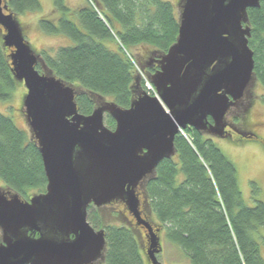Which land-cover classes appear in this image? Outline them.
I'll return each mask as SVG.
<instances>
[{"label": "water", "instance_id": "water-1", "mask_svg": "<svg viewBox=\"0 0 264 264\" xmlns=\"http://www.w3.org/2000/svg\"><path fill=\"white\" fill-rule=\"evenodd\" d=\"M262 1L181 0L176 43L150 76L156 96L142 91L128 109L93 96L96 107L85 116L76 102L82 89L49 70L7 0H0V34L12 51L14 79L27 90L22 110L47 178L45 193L28 201L0 188V264L104 261L106 233L88 222L91 206L121 202L140 222L138 189L176 156L180 133L191 128L228 138L229 112L257 81L248 11ZM105 116L115 122L114 130ZM145 226L148 261L160 264V238Z\"/></svg>", "mask_w": 264, "mask_h": 264}, {"label": "trees", "instance_id": "trees-1", "mask_svg": "<svg viewBox=\"0 0 264 264\" xmlns=\"http://www.w3.org/2000/svg\"><path fill=\"white\" fill-rule=\"evenodd\" d=\"M7 4L16 16L43 10L40 0H7ZM52 5V13L39 22L40 30L65 36L73 45L60 47L53 55L43 52L42 57L58 79L82 89L76 102L85 116L96 107L93 96L128 109L144 88L138 69L149 74L151 61L165 55L178 38L177 9L168 1L84 0L76 9L66 0H52ZM248 15L254 73L264 88V0ZM11 54L0 34V100L4 102L12 100L18 85ZM107 124L115 129L109 116ZM175 148L176 156L158 166L146 187L152 213L168 243L180 250L189 264H264V203L247 204L234 163L213 138L191 128L176 137ZM0 183L24 201L33 193H45L47 187L36 141L3 114ZM89 212L93 227L102 229L98 211L91 206ZM103 229L105 264L149 263L131 229Z\"/></svg>", "mask_w": 264, "mask_h": 264}, {"label": "rangeland", "instance_id": "rangeland-1", "mask_svg": "<svg viewBox=\"0 0 264 264\" xmlns=\"http://www.w3.org/2000/svg\"><path fill=\"white\" fill-rule=\"evenodd\" d=\"M71 8H78L84 3V0H66ZM86 1V0H85ZM173 4L177 9L179 18V6L181 0H163ZM42 11L37 13H30L23 16H16L21 24L27 41L31 44L33 50L42 55L43 52L55 54L60 47H70L73 45L71 39L65 36H51L42 32L39 28V22L42 18L49 16L53 11L52 0H40ZM106 45L110 48H115V45L107 42ZM139 70V77L144 81L143 91H147L150 96H156L155 89L151 86V74ZM154 89L155 92L149 90ZM151 91V92H150ZM27 90L23 84L18 83L17 88L10 101L4 102L0 100V114L6 115L14 121L19 129L26 130L30 133L29 127L26 123L25 115L22 110V103ZM247 99L252 103L248 113H236L234 118L228 121L229 124L237 129L238 135L236 139H216L215 143L219 149L226 155V157L234 163L238 171L239 185L243 198L249 206H255L256 201L264 203V88L256 81L253 89L248 94ZM106 102L114 103L111 99H106ZM249 103V104H250ZM105 125L107 124V116H105ZM242 135L248 137L249 140L243 138ZM146 183V182H145ZM0 188L8 190L2 183ZM40 194V193H33ZM95 209V208H94ZM104 209V210H103ZM98 213L100 215L102 229L106 226H128L124 219L120 217L119 212L115 207L103 208ZM91 213L88 211V222L93 227L90 221ZM92 216V215H91ZM149 219L153 227L159 228V222L156 217L149 214ZM94 228V227H93ZM96 228V229H95ZM94 229L102 230L100 227ZM129 228V227H128ZM130 229H132L130 227ZM135 234V232H134ZM135 236L139 239L142 246V239L138 234ZM162 252L158 255L160 264H189L188 259L176 247L168 243L166 240L165 232L162 230L159 234ZM262 254L264 255V246H262ZM146 258V255H145ZM148 262V258H147ZM98 264H105L104 261ZM150 264V262L148 263Z\"/></svg>", "mask_w": 264, "mask_h": 264}, {"label": "flooded vegetation", "instance_id": "flooded-vegetation-1", "mask_svg": "<svg viewBox=\"0 0 264 264\" xmlns=\"http://www.w3.org/2000/svg\"><path fill=\"white\" fill-rule=\"evenodd\" d=\"M157 61L158 60L154 59L147 66V68L149 69V73L151 75L160 69L159 66L157 65ZM249 103L250 102H249V99H247V96L245 98H243L240 102H238V104L229 112V114L227 116V121H230V119L234 118L235 112L236 113L239 112V114L244 113V112L248 113L249 108L252 107V103H250V104ZM230 125H231V127H229L227 129V133H228L227 136L230 139H236V136L241 135V134H238L237 129L232 125V123ZM148 182H149V180H147L146 183H143L142 186L138 189V194H139V199H140L139 213H140L141 224L129 212L126 204L118 202V203H113L110 205L112 207H115L116 210L118 209L117 211L119 212L120 217L124 219V222L126 224H128L127 227H129V229L131 227L132 228L131 230L133 232H135V234H138L141 237L142 246H143L142 250L146 256H147V253L150 249L151 243H150V238H149L150 233H149V231L145 225L148 224V225L152 226L154 233H156L159 236V233L156 232L157 228L153 227V225L151 224V220L149 219V214H152V210H151V206L149 203V198H148L147 193H146V187H147ZM110 206H107L104 208H108ZM101 209H103V208H101ZM101 209H96V210L99 212Z\"/></svg>", "mask_w": 264, "mask_h": 264}, {"label": "built area", "instance_id": "built-area-1", "mask_svg": "<svg viewBox=\"0 0 264 264\" xmlns=\"http://www.w3.org/2000/svg\"><path fill=\"white\" fill-rule=\"evenodd\" d=\"M151 86H152V85H151ZM154 89H155V88H154ZM154 89H152V88H151V89H149V90H151V91L155 92V91H154ZM151 91H150V92H151ZM147 93H148V92H147ZM155 95H156V93H155Z\"/></svg>", "mask_w": 264, "mask_h": 264}]
</instances>
